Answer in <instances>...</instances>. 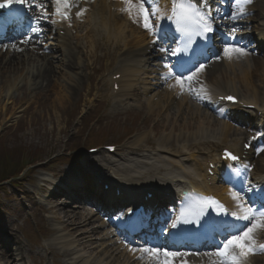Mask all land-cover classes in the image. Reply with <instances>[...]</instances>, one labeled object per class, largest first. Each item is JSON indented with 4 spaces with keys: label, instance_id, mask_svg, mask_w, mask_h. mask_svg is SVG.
Instances as JSON below:
<instances>
[{
    "label": "bare ground",
    "instance_id": "obj_1",
    "mask_svg": "<svg viewBox=\"0 0 264 264\" xmlns=\"http://www.w3.org/2000/svg\"><path fill=\"white\" fill-rule=\"evenodd\" d=\"M113 0H98L96 1L95 5H98L99 10L97 12V16L100 18L96 20V16L92 19L89 23L92 25L87 28L84 32L86 33V44L90 45V55L93 56L97 53L98 50L106 51L102 57L105 59L111 60L112 62L115 60L121 59L120 52H117L119 46L124 44L127 48H132V46H145L138 53L146 54L147 57L151 56L152 50L150 49L151 41L154 42V37L150 34V32L145 28L136 27L134 24H131L126 18H118L111 12V6ZM121 0H116L115 2L118 5L117 9H123L126 7L125 3L120 4ZM40 2L45 3V6L48 5V0H40ZM211 2V0H210ZM231 4V12L234 7V0L229 2ZM160 8L165 11V15L171 14L172 8V0H160L159 4ZM46 8H50V5ZM211 11L212 15L214 16L216 22L221 24L223 21V17L227 14L228 11L221 8H216V5L211 2ZM247 9H249L248 15L246 16L249 20L248 24L251 23L252 30L255 33H260V37H254L251 39V46H247L248 54L245 56H233V58L228 59L223 56L220 57V60L216 58L214 63L211 64L216 71L220 72L219 76H221L217 82H215L214 86L217 87L219 94L222 93L223 85H221V80L225 76L224 73L227 72L229 75L226 77H230L231 75L234 76L235 79H238L239 82L248 90H253L255 94L257 93V89L261 88L264 89V0H252V3L247 5ZM151 11V9H150ZM129 13H126L128 16ZM157 20L153 19L152 23L157 24ZM166 19L159 20V27L163 29ZM232 25V26H231ZM231 27L238 25L236 22H232L230 24ZM254 26V27H253ZM42 36L41 39L39 36H34L31 41H25V38H22L19 41H16L14 44L7 46L3 54L0 56V107L4 108L6 104H10L11 101L17 102L16 99L18 95H22L25 98H21L20 103L23 104L24 108L20 112H13L11 107L6 109H1L0 111V118L1 116L6 117L13 115L16 118H20L21 112H26L30 107L31 104L39 103L38 98H42L40 102H52V105L58 107V109H62L65 107H69L71 104L76 105V99L78 98V93L82 89L83 84L85 82L84 70L87 67H90L84 60L83 49L81 48L80 40L72 39L71 36H67L65 38L60 37L59 30L58 32L54 33L50 29H48V25L43 26ZM77 26L74 27V29ZM245 27V26H243ZM50 28V27H49ZM112 29L113 32L111 35L107 36L101 33L102 31H107L108 29ZM88 37L91 39V44H89ZM126 41V42H125ZM116 43L118 46H114L113 44ZM123 45V48H124ZM131 52V51H130ZM137 56L134 54L132 56ZM99 57L98 59H102ZM158 58H161L157 56ZM148 58H145V60ZM149 60V59H148ZM133 62L132 60H126L123 64L124 66L119 70L116 68L111 62H107V65L111 64V68L116 71H120L123 73V78H127V81L131 83L123 85V80L120 81L121 85V93L123 92L124 88L128 92L132 91L134 93V97L136 96L135 92L137 93L139 84H135V77H139L140 75L144 74L145 72H140L137 68V65L133 64V66H129L127 62ZM142 62V61H141ZM145 62V61H144ZM134 63V62H133ZM120 65V64H118ZM175 70V68H173ZM238 71L237 73L235 72ZM140 72V73H139ZM121 73V74H122ZM206 74L200 75L198 74V78L206 77V79H210V73L204 71ZM120 74L116 72L114 75ZM197 78V80H198ZM138 79V80H139ZM232 80V79H231ZM233 81V80H232ZM174 81H171L168 86V90L164 91V93L158 94V99L155 100L153 103L151 101L150 106H154V108H166L168 109L171 103H174L179 100L177 104L175 114L178 115L180 110H186V113L191 115H195V122L197 124V129L199 131L208 133V138L211 136H220L224 139L232 137L230 135H241L244 134L242 128H238L237 125L239 123H244L238 121L236 118L231 117H223L220 115V112L212 109L208 103L203 101L202 99H198L195 95L190 93V96L187 94H179V88H173L172 85ZM27 89V90H26ZM25 90V91H24ZM152 90L145 91V94L148 95ZM132 95V94H131ZM178 95V98L176 96ZM29 96H32L31 99ZM53 96V100H49L48 98ZM77 96V97H76ZM76 97L75 101L73 99ZM194 100H199L201 105L203 106L202 109H198L197 107H193L194 104L192 103ZM252 103H259V101L247 98ZM32 102V103H31ZM6 103V104H5ZM190 105V106H189ZM154 108L151 112L154 111ZM156 110V109H155ZM13 112V113H12ZM20 115V116H19ZM3 120V119H2ZM214 124V125H213ZM158 128L153 127V130L158 134L165 135L167 130H177L176 126L172 128H168L169 126ZM217 128L215 130L214 128ZM251 128V126H249ZM169 134V133H168ZM165 138L169 139L170 136H165ZM205 138V137H204ZM165 140V139H164ZM137 143H142V139H139ZM151 148H157L155 154L150 153L147 155H139L140 148L136 151V155L140 156L142 162L135 160L136 168H141V166L145 165L144 169H152L155 170L154 165H150L147 162L152 160H159L160 156L166 158L167 155H170L175 158V155L163 150L165 147L163 142H159L156 144L152 141L147 142ZM99 157V156H98ZM95 157L91 160L92 165H96L99 163H103V166L109 167L112 169L113 173L117 176V179L121 176L124 172L126 166L116 165V162L107 160L105 158ZM194 157V156H193ZM197 159V157H196ZM251 161L255 165V169L262 173L264 171V151L255 152V155L252 156ZM164 162V160H161ZM198 167H195L197 171H193L192 169H188V172L192 171L193 174L196 176L202 175L200 173V169L202 168V164L196 163ZM186 167L189 166V163L185 165ZM137 171V170H135ZM147 174V173H145ZM170 175V174H168ZM230 174H227L226 177H229ZM235 185L238 187L239 182L241 181L240 178L234 177ZM163 179V178H162ZM133 180L136 181L135 178ZM86 187L93 186L94 190L97 192H101V187L97 186L94 182V179L85 176L84 180ZM81 181V182H83ZM183 181V180H182ZM139 182V181H138ZM140 183V182H139ZM172 183L174 180H172ZM132 184V183H131ZM64 186H66L64 184ZM96 186V187H95ZM137 187V186H136ZM230 185L227 182H221L216 188L215 192L225 201L229 203L232 209H239L237 207L236 201L232 199L230 195ZM136 189V188H135ZM133 189L132 191H135ZM133 196V195H132ZM56 201L53 205L49 208L44 209L46 212H51L53 214L60 213L61 216L57 218L59 223L62 226V229L67 231L69 236L72 237V241H65L62 239L61 243L66 245L67 247H72V249H64V250H55L49 249L46 251V255L34 253L32 246L28 244H23V242H18L17 244V255L18 258L16 260H21V263H27L35 258L36 260H43L47 261L48 257H53L54 259L58 258L63 262V258L71 257V254L75 251L73 245H76V248L79 249L80 252L83 253H90V255H94L96 250L101 249V254L99 256V260L107 255L105 260L109 258H114V264L120 262L119 257H117L116 251L110 248L108 244L104 243L107 241L104 235H98V241H94L95 235H97V231L95 229L87 230L86 228L91 224L93 219H100L101 211L95 210L96 212H89L88 208L85 206L86 203H74L70 202V205L67 202L58 203L62 197L55 196ZM114 196H111V199ZM70 200L69 198H67ZM245 203H252V201L248 198H245ZM71 206H74L75 209H71ZM73 208V207H72ZM103 226V224H101ZM115 234L117 238H120L122 242H125L122 233H119L116 230H112L109 234ZM258 244H264V229L259 230L256 232L255 236ZM64 240V241H63ZM93 241V242H92ZM99 242V243H98ZM107 243H109L107 241ZM133 243H128L127 248L125 249L128 253L127 260L129 258H135L138 261L142 260L141 264H147L148 260H154L152 257H145L143 259L140 258L141 253L132 252L129 250V246ZM162 248H167L163 246ZM94 252V253H91ZM123 254V253H122ZM96 256V255H95ZM94 256L93 260L95 264L98 262V259ZM13 251H7L5 254L0 253V264L6 262L8 258H12ZM2 260V261H1ZM77 258L75 261H78ZM218 258L214 259V256H209L207 254H188L182 255L179 257L174 258V264H214ZM25 261V262H24ZM100 262V261H99ZM98 262V263H99ZM26 263V264H27ZM138 262H135L137 264ZM252 264H264V252H258L257 254L252 255L251 258ZM5 264V263H4ZM157 264V263H156Z\"/></svg>",
    "mask_w": 264,
    "mask_h": 264
},
{
    "label": "rangeland",
    "instance_id": "obj_2",
    "mask_svg": "<svg viewBox=\"0 0 264 264\" xmlns=\"http://www.w3.org/2000/svg\"><path fill=\"white\" fill-rule=\"evenodd\" d=\"M113 8L111 6V10ZM84 24L88 25L87 20ZM142 27L143 25H141ZM222 32L225 35L228 30L222 28ZM114 46L117 47L118 45ZM118 50L121 52L122 45L119 46ZM87 52L89 53L87 54ZM105 52L104 50H98L91 57L89 56L90 50L85 43L84 60L90 67L85 68V82L78 93V98L76 99V96L73 99V101L76 99V105L71 104L69 107L58 109L50 101L47 103L40 102L43 99L39 97V103L31 104V107L26 112L20 113V118H16L13 115L1 116L0 118V172L5 170V168L9 169V172L7 171L8 174L14 172L13 169L21 161H23L24 165L27 162V164H30L35 160L37 162H52L49 166H40V168L35 170H33L36 167L35 165H29L27 170L31 169L33 172L25 176V180L21 182L19 189L12 186L11 182L0 185V226L6 230H4L5 232L17 229L18 232H15L14 236L22 237L21 239L25 240V244L32 245L34 253L41 252L44 254L49 249L58 251L61 249H72V247H67L59 242L62 239L72 241V237L69 236L67 231L62 229L61 224L57 220L61 214L57 213L55 215L44 211V209L54 204L56 198L44 191L42 178L51 179L53 174L55 176L64 175L70 170H91L88 168L91 167L88 161L89 158L86 157V150L90 144L96 146L120 143H123L124 146V151L120 155L115 157H105L102 155L101 158L115 161L117 165L126 166L124 170L126 173H122V176L139 175L141 171L134 172L133 168V162L139 159L137 155H134V149L143 145L141 147L143 150L146 135H148L153 127L162 128L165 127L164 124L169 126L168 128L176 126L177 133L197 129L195 115L186 113V110H180L178 115L175 114L176 103H179V100L171 103L167 110L166 108L164 110L163 108H154L155 105H148L151 103L149 102L150 98L151 100L153 98L158 99V94L164 93L165 90L167 91L169 83L174 81L171 79L165 81L164 79V74L168 71L164 65L168 64V62L153 59L149 64H145V66L142 63H138L141 60V56H130V60L134 62L130 61V65H137L138 70L145 73L140 75V79L139 77L135 79V84H139L135 97L131 95L133 92L129 91L126 97H120L115 100L109 96L110 88L105 82L106 78L103 76L105 70H108L106 67L108 60L102 57ZM156 52L159 53L160 51L156 50ZM162 55L166 59L165 53H162ZM99 57H102V59L99 60ZM142 59L144 61L143 57ZM217 59L220 60V58ZM210 61L205 65L204 70H207L211 74V79H219L221 77L219 76L220 72L216 71L213 67L210 68L211 64L214 63L213 60ZM235 72L237 73L238 71L235 70ZM224 75L222 79H224L223 81H227L224 83H228V81L232 82V79L236 82L234 86L239 92L246 95L254 94L253 90H248L243 85L241 87L239 80L235 79L234 76L226 77L229 75L227 72ZM147 90L152 91L146 95L145 91ZM257 91L263 93L264 96L262 87L261 89L258 88ZM183 94L190 96V92L188 91H185ZM31 97L29 96L30 99ZM21 98L27 99L26 96L23 97V93L22 95L19 94L16 103L14 101H11L10 104L5 103V107H0V110L11 107L13 112H20L24 108L23 104L20 103ZM176 98H178V95ZM48 99L53 100V96ZM120 99L121 101L117 102ZM192 103L194 107L202 109L198 101L193 99ZM153 108L154 111L151 112ZM128 137L132 139L129 142H127ZM139 139H142V143H137ZM72 149H76V152H70ZM146 150L150 149L146 148ZM175 154H180V151L177 150ZM186 156L184 155V157ZM112 169L106 167L102 173L109 179H115L114 177L117 178V176L113 173ZM27 170L24 172L26 173ZM85 173L87 174V172ZM0 180H2L1 175ZM19 181L15 180V182ZM21 197H24V202H21ZM67 203L70 204L69 201ZM74 206H71V209L74 210ZM88 211L92 212L90 209ZM100 226L98 220L95 219L86 228L87 230L98 229V234L93 238L94 241H98V235L105 231L104 227L100 228ZM106 230L110 232L109 229L106 228ZM110 240L111 244L115 246L114 250L118 249L119 252L123 253L121 250L122 246L117 242V239L111 238ZM104 243L108 244L106 241ZM73 248L75 251L71 254V257L64 259L66 260V264H88L92 262L95 255V257L98 256L99 258L101 254V249H95L94 252L96 253L92 256L90 253L80 252L75 244ZM121 253L118 255L120 262L124 261L123 256H126V254L121 255ZM79 257H84V260L74 262ZM104 258L101 260L103 262L99 264H111L113 258L107 261H104ZM33 260L36 261L35 259ZM130 260L128 264H135L134 261L136 260ZM36 264H62V262L58 258L48 257L47 261H36Z\"/></svg>",
    "mask_w": 264,
    "mask_h": 264
},
{
    "label": "snow or ice",
    "instance_id": "obj_3",
    "mask_svg": "<svg viewBox=\"0 0 264 264\" xmlns=\"http://www.w3.org/2000/svg\"><path fill=\"white\" fill-rule=\"evenodd\" d=\"M54 3L56 5L54 14L63 19H68L69 9L73 6L70 0H54ZM124 3L126 7L122 11L129 13L134 21L137 19L141 20L143 27L155 38L154 43L164 38L162 29L159 27V20L166 19L175 25V31L180 34L182 46L176 48L161 46L159 51L181 58L177 60L175 70L168 64L164 65L168 69L167 73L164 74V79L165 81L169 79L174 80L175 82L170 86L173 88L178 87L179 94L181 95L185 91H188L198 99L204 98L202 94H206L205 89L201 87L197 91L193 87V82L197 80L198 74L203 72L205 64L196 62L191 67H186L187 62L183 59V54L189 52L197 37L202 40H208L209 34L215 31L216 20L212 15L211 8L207 5V0H172L170 15H165V11L160 8V0H124ZM251 3L252 0H234L233 10L227 19L237 21L245 18L248 15L246 10L247 5ZM13 5H23L29 13H38V15L32 14L30 16L29 29L25 33V41L23 42L31 41L34 36H39L43 31L41 22L49 18L45 3L40 2V0H0V10L11 9ZM82 14V12L77 13V15ZM153 19L158 21L157 24L152 23ZM51 22L55 23V21ZM237 30V27L233 26L225 33L227 40L224 42L222 50H218L216 53V58L223 56L231 59L233 56H245L248 54L247 46L240 45L236 42L235 33ZM226 99L234 101L235 98L229 96ZM219 114L222 116L225 115L224 113ZM225 118L227 117L225 116ZM261 151H264V146L257 149V154ZM225 158L232 161L239 160L238 156L230 152L225 154ZM250 170L251 165L244 166L243 170L234 168L226 180L227 183L232 185L230 195L236 201L240 213H229L214 197L196 195L190 198V203L182 210L181 219L173 220L171 224L172 228H176L181 222L199 223L200 218L204 215L205 208L212 206H214L220 215H230L236 220L247 222L238 231L228 233L224 239L218 242L215 251L207 254L218 258L214 264H244L250 255L264 252V244H258L255 238L256 232L264 229V189H254L250 185V182L243 178L244 173L250 172ZM233 176L241 178L240 188H237L233 184ZM253 192L257 194V198L260 201L259 207L256 206L257 199L252 197L248 198L252 203H245V194ZM191 217H195V221ZM125 244L126 246L128 245L127 240H125ZM129 250L132 252H140L141 259L146 256L152 257L157 261V264H174V258L188 255L187 253L172 251L168 248L156 247L150 243H145L139 247L129 246Z\"/></svg>",
    "mask_w": 264,
    "mask_h": 264
}]
</instances>
